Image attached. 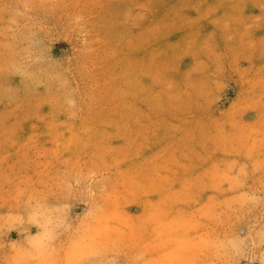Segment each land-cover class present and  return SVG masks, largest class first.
Masks as SVG:
<instances>
[{
  "label": "rangeland",
  "instance_id": "obj_1",
  "mask_svg": "<svg viewBox=\"0 0 264 264\" xmlns=\"http://www.w3.org/2000/svg\"><path fill=\"white\" fill-rule=\"evenodd\" d=\"M0 264H264V0H0Z\"/></svg>",
  "mask_w": 264,
  "mask_h": 264
}]
</instances>
